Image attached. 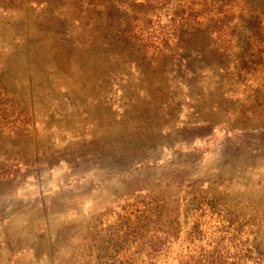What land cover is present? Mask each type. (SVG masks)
<instances>
[{
	"label": "rangeland",
	"instance_id": "1",
	"mask_svg": "<svg viewBox=\"0 0 264 264\" xmlns=\"http://www.w3.org/2000/svg\"><path fill=\"white\" fill-rule=\"evenodd\" d=\"M89 1L0 0V264H264V0Z\"/></svg>",
	"mask_w": 264,
	"mask_h": 264
},
{
	"label": "trees",
	"instance_id": "2",
	"mask_svg": "<svg viewBox=\"0 0 264 264\" xmlns=\"http://www.w3.org/2000/svg\"><path fill=\"white\" fill-rule=\"evenodd\" d=\"M127 1L128 0H126V2L121 0H98L96 2L89 1L88 5L96 7L95 10L98 11L99 14H101V16L99 17V21L100 20L110 21L112 18L116 17V22H120V20H122L125 22L126 25L128 24L129 21L138 20V18H140L139 16H135L134 12H131L132 10H128L129 8L125 6ZM129 1L140 6L155 4V6L157 7L158 5H164L163 0H129ZM121 11L127 13H123L124 15H120ZM200 15H202L201 12L198 11L193 12V10H191L190 8L189 17L191 16L198 17ZM192 29H194V27ZM206 35L209 36V34ZM188 41L193 42L192 40L187 39V44H184L185 46L181 47L180 50L186 49V51L189 53V56H192L193 54L191 53V49H193V47L189 46L190 44ZM185 42L186 41H184L183 43ZM204 49L206 50L207 48Z\"/></svg>",
	"mask_w": 264,
	"mask_h": 264
}]
</instances>
